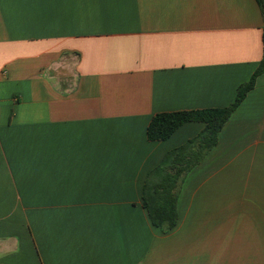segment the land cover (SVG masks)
<instances>
[{
    "label": "crops",
    "instance_id": "0c3cea01",
    "mask_svg": "<svg viewBox=\"0 0 264 264\" xmlns=\"http://www.w3.org/2000/svg\"><path fill=\"white\" fill-rule=\"evenodd\" d=\"M256 0H0V264H264V74L178 189L150 174L234 103L264 54Z\"/></svg>",
    "mask_w": 264,
    "mask_h": 264
},
{
    "label": "trees",
    "instance_id": "16d2710c",
    "mask_svg": "<svg viewBox=\"0 0 264 264\" xmlns=\"http://www.w3.org/2000/svg\"><path fill=\"white\" fill-rule=\"evenodd\" d=\"M256 2L264 21V0H256ZM262 74H264V54L258 69L249 82L238 88L236 99L230 106L200 111L161 113L151 120L148 127L150 141L167 140L186 123L205 124L204 130L196 138L167 153L145 184L144 207L152 224L163 233L171 232L178 224V189L182 180L217 146L222 129L247 94L255 87L257 78Z\"/></svg>",
    "mask_w": 264,
    "mask_h": 264
}]
</instances>
